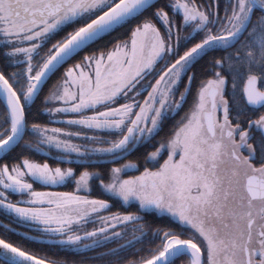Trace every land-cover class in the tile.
<instances>
[{"label": "snow or ice", "instance_id": "snow-or-ice-1", "mask_svg": "<svg viewBox=\"0 0 264 264\" xmlns=\"http://www.w3.org/2000/svg\"><path fill=\"white\" fill-rule=\"evenodd\" d=\"M0 264H264V0H0Z\"/></svg>", "mask_w": 264, "mask_h": 264}]
</instances>
